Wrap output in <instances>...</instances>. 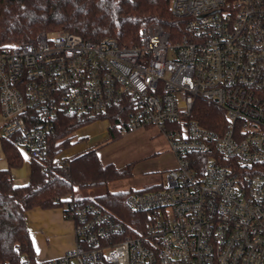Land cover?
Returning a JSON list of instances; mask_svg holds the SVG:
<instances>
[{"label":"built area","instance_id":"built-area-1","mask_svg":"<svg viewBox=\"0 0 264 264\" xmlns=\"http://www.w3.org/2000/svg\"><path fill=\"white\" fill-rule=\"evenodd\" d=\"M176 39L144 26L139 44L94 43L66 31L0 48L3 137L47 160L60 110H129L122 130L156 127L174 166L159 190L131 192L147 212L137 235L93 200L70 198L75 248L37 264H264V0H172ZM223 110L209 129L197 102Z\"/></svg>","mask_w":264,"mask_h":264},{"label":"trees","instance_id":"trees-1","mask_svg":"<svg viewBox=\"0 0 264 264\" xmlns=\"http://www.w3.org/2000/svg\"><path fill=\"white\" fill-rule=\"evenodd\" d=\"M171 5L172 0H0V48L33 41L41 32L58 31L78 34L94 43L114 38L120 46L132 47L139 44L141 29L151 24L162 26L176 39L187 33L186 22L173 15ZM128 116L125 105L96 115L60 110L48 139V159H32L29 182L22 186L14 183L12 171L23 167V155L12 139L3 137L9 167L0 171V264H37L26 221L29 210L62 208L68 199L76 198V189L104 188L131 176L130 166L120 169L104 164L94 149L60 158L74 145V135L96 120H108L109 133L118 140ZM195 118L216 130L220 122H226L225 112L204 100L197 102ZM131 192L106 193L95 202L137 235V228L144 229L148 213L128 208L126 197Z\"/></svg>","mask_w":264,"mask_h":264},{"label":"rangeland","instance_id":"rangeland-1","mask_svg":"<svg viewBox=\"0 0 264 264\" xmlns=\"http://www.w3.org/2000/svg\"><path fill=\"white\" fill-rule=\"evenodd\" d=\"M108 123L110 126L108 120L100 119L81 128L82 132H77L72 138L74 145L65 150L60 158L85 152L87 148L94 149L101 155L104 164H113L120 169L130 166L131 176L111 182L104 188L76 189L75 197L95 201L106 193L147 192L156 190L152 188L159 184H166L168 171L174 166L166 135L152 126L137 131L124 130L121 137L114 141Z\"/></svg>","mask_w":264,"mask_h":264},{"label":"crops","instance_id":"crops-1","mask_svg":"<svg viewBox=\"0 0 264 264\" xmlns=\"http://www.w3.org/2000/svg\"><path fill=\"white\" fill-rule=\"evenodd\" d=\"M2 126L3 118L0 113V171L9 167L2 147ZM80 132L82 129L78 131L79 134ZM21 153L24 158V165L22 168L13 169L12 176L14 183L22 186L29 182L32 159L22 151ZM99 153L101 154V150ZM26 221L38 263L59 259L75 248L74 224L66 217L63 208L47 210L39 207L34 208L26 213Z\"/></svg>","mask_w":264,"mask_h":264}]
</instances>
